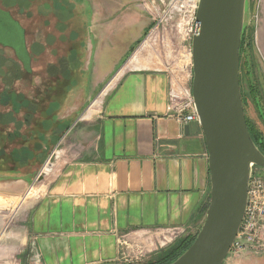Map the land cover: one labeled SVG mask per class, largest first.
<instances>
[{
	"label": "crops",
	"instance_id": "1",
	"mask_svg": "<svg viewBox=\"0 0 264 264\" xmlns=\"http://www.w3.org/2000/svg\"><path fill=\"white\" fill-rule=\"evenodd\" d=\"M92 2L97 11L89 23L84 22L86 38L91 32L99 42L95 50L85 45L88 53L79 69L91 74L94 88L84 90L83 84L70 88V78L66 82L54 78L52 99L48 98L52 109L50 104L44 106V126L40 123V131L46 134L51 130L45 131L49 129L46 119H52V148L35 177L41 180L44 167L50 165L39 185L40 194L26 203V192L34 184L27 174L0 180V200L21 198L17 211L22 235L16 242L22 248L21 253L16 248L20 263L142 262L176 240L196 235L209 201L210 174L201 129L185 133L167 116L170 89H175V78L186 70H174L176 66L168 67L167 61L155 67L137 51L121 64L129 46L150 24L144 14L149 1ZM261 5L256 39L264 57V0ZM82 19L84 15H68L60 30L69 35L73 22ZM55 47L57 52L59 45ZM73 50L70 41L65 50L68 57ZM104 60L109 62L108 70L98 72ZM58 62L52 55V70ZM114 70L113 81L101 89ZM57 86L64 91L57 92ZM63 122L71 123L65 131L60 129ZM45 137L40 146L38 141L32 145L36 155L45 153Z\"/></svg>",
	"mask_w": 264,
	"mask_h": 264
},
{
	"label": "rangeland",
	"instance_id": "2",
	"mask_svg": "<svg viewBox=\"0 0 264 264\" xmlns=\"http://www.w3.org/2000/svg\"><path fill=\"white\" fill-rule=\"evenodd\" d=\"M148 1L149 4L145 2L146 5L144 6V14L147 18H150V24L142 36L138 38L131 46H129L130 48L126 56L123 58L121 64L131 59L130 57L137 51L141 53L143 58L152 61L155 67H163V61L170 63V66L168 67H172L174 64V66H176L174 70H185L186 68H184V66L187 65V68L189 67L191 69L192 77L190 47L191 37L195 29L193 21L195 14L193 13L192 4H188L187 6V3L183 2L182 4L181 0ZM92 3V0H0V21L2 19H17H15V22L19 27L16 23L15 26L19 28L18 34L22 40V30L20 28L22 27L25 32L28 49L31 56L34 58L32 68L34 70H39L44 66H49L52 80L50 78L49 79L52 81V87L54 78L60 79L62 77L65 82V78H70V88L80 87V85L83 84L84 90L87 89L92 91L94 87L91 85V74L83 68L82 71L79 69V67H83V65H81L82 63L80 64V60L83 59V55L85 56V54L87 55L88 53V49L85 45H92L93 47H96L97 42H99L96 36L91 34V32L88 36L89 39L86 38L87 34L85 32L86 26L84 22L89 23L91 17L97 11V6ZM2 9L6 10L10 15L4 13ZM262 13L261 0H246L244 28L245 47L241 52L239 81L241 96L243 95L242 99L244 101L243 107L245 116L253 127V131L257 130L264 138V57L259 51L256 39V31L262 21ZM68 15H84V20L82 19V21H74L73 31L69 34L70 36L68 35V32L65 31L68 35L65 36V32L60 30V25L62 24L63 27L62 22L65 21V18ZM161 18L162 21L159 23L158 27L155 28L156 23ZM2 30L3 27L0 29V46L6 47V49L0 47V53L5 57L7 56L10 60L5 58L6 60H3L2 62V59L0 58V75L3 73L2 64H7V66H10L11 68L7 71V73L4 74L5 77L3 76L7 83H10L12 82L13 77L11 70L15 65L11 63V60H15V57L10 48L16 49L18 53L25 52L27 56H29V54L27 52L28 49L26 48L25 43H23L21 47V43L18 42L17 44L15 39L4 36ZM70 41L74 50L72 54H70L71 57H68L65 50L68 46V42ZM129 41L130 39L123 42L124 47L128 45ZM58 45L59 47L57 48L56 52L55 46ZM52 47L54 48L55 53H52ZM149 54L152 56L151 60L148 58ZM52 55L57 58V62L60 59V61L57 63L58 67L56 70H52ZM108 64L109 62L106 60L101 61L99 63L98 72L108 70ZM71 69L72 71H70ZM90 71L95 73L96 69H91ZM114 75L115 70L113 74L111 73L108 77H106L105 83H109L111 77H114ZM43 80L45 81V79ZM191 80L192 79H190V82H188L190 85L192 82ZM36 82H41V80ZM106 84H102L101 89H103V85L105 88H107L109 84ZM253 84L257 87L255 96H253L251 93L250 88V85L252 86ZM1 85L2 84L0 81V88H2ZM64 85L61 86L62 89L65 87ZM32 86L33 85L30 84L26 88V92L33 91L34 88ZM44 86H47V82L43 84L42 88ZM99 87L101 86L95 88L96 90L94 94L97 93ZM54 88H52V92H54ZM252 88L254 89V87ZM101 89L100 93L103 92ZM56 91L63 92L64 90H60L59 86H57ZM43 103L44 105L47 104L46 108H48V104H50L52 109V102L49 101L48 98H45ZM46 121L47 128L51 127L52 124L49 126V122L51 121L50 118H47ZM44 122H42L43 126ZM70 124L71 123L65 124L63 122V125L60 126V129L65 131V128ZM49 129L44 130L48 131ZM39 136L40 137L37 144L38 146H40V140H42L41 137L44 139L45 134L40 131ZM33 137L34 136L29 135V139L26 141V143L20 142L17 145L20 148L21 146H25L27 144L29 148L23 153L19 152L16 155L18 156L16 157L18 161H13L12 158H9L11 153L6 151V154L5 152H2L4 156L2 159H0V172L7 171L0 173V180L11 181L16 179L18 176L22 177L23 174H27L25 177L28 176L31 180L34 179V184L31 185L27 190L26 197L24 196L26 198V203L31 202L36 196L40 194L41 189L39 188V185L44 183L43 181L45 180L46 175H48L47 171L50 170V165L47 164L44 167L45 173L43 174V177H41L42 179L40 180L35 178L39 175V163L46 157L52 148V141L46 145L47 151H44L45 153L36 155L33 152L35 149L31 145L33 143ZM34 144L35 143H33V145ZM12 156L14 157L13 154ZM28 157L32 161L36 159V162L28 164V162H30ZM24 165L27 166L24 167ZM6 173L10 175H5ZM259 175L264 177V168L260 167ZM20 199L21 198H1L0 200V264H24L17 260L18 255L16 253V248H19V253H21L22 250L21 246L17 245V237L22 235V228L18 219L19 212L17 211V204ZM208 203L206 206H208ZM205 211L203 210L202 213L203 220L205 217ZM9 250L11 251L9 252ZM161 251L162 250L159 252ZM159 252L150 256L148 259H144L142 262L152 260ZM4 256H7V259L4 258ZM136 263L140 262H135L132 264ZM223 264H264V250H259L258 252L247 250L238 252L235 250H230Z\"/></svg>",
	"mask_w": 264,
	"mask_h": 264
},
{
	"label": "water",
	"instance_id": "3",
	"mask_svg": "<svg viewBox=\"0 0 264 264\" xmlns=\"http://www.w3.org/2000/svg\"><path fill=\"white\" fill-rule=\"evenodd\" d=\"M245 8L246 0L197 1L190 51L198 123L182 130L201 129L210 174L209 203L193 242L169 264H223L244 216L252 168H264V154L248 131L239 83ZM15 23L2 19L0 29L22 46Z\"/></svg>",
	"mask_w": 264,
	"mask_h": 264
},
{
	"label": "flooded vegetation",
	"instance_id": "4",
	"mask_svg": "<svg viewBox=\"0 0 264 264\" xmlns=\"http://www.w3.org/2000/svg\"><path fill=\"white\" fill-rule=\"evenodd\" d=\"M3 11L7 12L6 10ZM15 19L16 18H13L14 21L17 20ZM8 23L10 24V22ZM22 31L23 40L28 49L23 28ZM1 48L6 49V47ZM10 49L15 57V60H11V63L15 64L11 70L13 76L12 82L7 83L5 78H3L4 74L11 68L7 66V64H2L3 73L0 75L2 84V88H0V150L11 154H18L19 152L23 153L25 150L29 149L27 144L20 148L17 146L20 142L26 143L29 139V135L34 136L33 143L37 142L40 137V123L43 120L42 118L44 116H42V114L45 108L43 100L50 97L52 99V81H50L52 77L50 75L49 66H44L39 70H34L32 68L34 58L31 56L29 49L27 50L29 56H27V54L24 55V52L16 55L15 49ZM0 58L2 62L3 60L9 59L1 53ZM42 78L45 79V81ZM39 80H41V82L37 83L36 81ZM46 82L47 86L42 88L43 84ZM30 84L33 85L32 87L34 90L26 92V88ZM49 128L51 130L49 129L50 132L45 134L46 137L45 140H43V152L47 151L46 145L52 140V126ZM33 143L31 145H33ZM3 156L4 155L1 153L0 159H2ZM32 162L36 161L33 160Z\"/></svg>",
	"mask_w": 264,
	"mask_h": 264
},
{
	"label": "built area",
	"instance_id": "5",
	"mask_svg": "<svg viewBox=\"0 0 264 264\" xmlns=\"http://www.w3.org/2000/svg\"><path fill=\"white\" fill-rule=\"evenodd\" d=\"M198 0H188L192 4L195 14ZM182 2V0H181ZM184 7V6H182ZM160 20L156 26L158 27ZM194 32L197 29L194 18ZM193 32V33H194ZM191 54V53H190ZM186 71L175 78V89H170L168 103V118L174 120L180 126L190 123H198L196 106L191 93L190 79L191 69L184 66ZM260 167L254 165L251 171L248 190L247 205L240 227L231 246V251H259L264 250V177L259 175Z\"/></svg>",
	"mask_w": 264,
	"mask_h": 264
},
{
	"label": "trees",
	"instance_id": "6",
	"mask_svg": "<svg viewBox=\"0 0 264 264\" xmlns=\"http://www.w3.org/2000/svg\"><path fill=\"white\" fill-rule=\"evenodd\" d=\"M244 47H245V38H244V32H243L242 40H241V47H240V60H241V52L243 51ZM239 70H240V66H239ZM239 83H240V81H239ZM248 86H249V84H248ZM252 87H254V89ZM250 88H251V93L253 94V96H255V94L257 92V87L253 84L252 86L250 85ZM241 97H243V95ZM242 102L244 103L243 99H242ZM245 118H246V116H245ZM246 124H247L248 131H249V134H250L252 140L254 141V143L256 144L258 149L264 154V141H263L264 138L262 137V135H260L261 133L258 132L257 130L253 131V127L251 126V124L249 123L247 118H246ZM2 152L3 151L0 150V157H1ZM13 155H14V157L11 154L9 156V158H12L13 161H18L16 158V157H18V156H16L17 154H13ZM206 208H207V206H205V209ZM205 209H204V211H205ZM194 238H195V235L184 237V238L176 241L173 245L169 246V248H166V249L162 250L161 252H159L157 255H155V257L152 260L140 262V263H136V264H169L172 261H174L179 255H181L190 246V244L193 242Z\"/></svg>",
	"mask_w": 264,
	"mask_h": 264
},
{
	"label": "bare ground",
	"instance_id": "7",
	"mask_svg": "<svg viewBox=\"0 0 264 264\" xmlns=\"http://www.w3.org/2000/svg\"><path fill=\"white\" fill-rule=\"evenodd\" d=\"M183 2L188 3V0H182L181 3L183 4ZM191 81H192V80H191Z\"/></svg>",
	"mask_w": 264,
	"mask_h": 264
}]
</instances>
